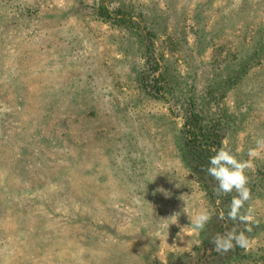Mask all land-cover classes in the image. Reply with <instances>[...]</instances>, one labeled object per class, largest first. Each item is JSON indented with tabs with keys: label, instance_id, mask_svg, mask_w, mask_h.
Instances as JSON below:
<instances>
[{
	"label": "rangeland",
	"instance_id": "rangeland-1",
	"mask_svg": "<svg viewBox=\"0 0 264 264\" xmlns=\"http://www.w3.org/2000/svg\"><path fill=\"white\" fill-rule=\"evenodd\" d=\"M0 264H264V0H0Z\"/></svg>",
	"mask_w": 264,
	"mask_h": 264
},
{
	"label": "trees",
	"instance_id": "trees-1",
	"mask_svg": "<svg viewBox=\"0 0 264 264\" xmlns=\"http://www.w3.org/2000/svg\"><path fill=\"white\" fill-rule=\"evenodd\" d=\"M156 85L158 88L161 87V83L158 81H156ZM183 119L182 131L186 139L185 151L189 160L199 168L200 174H208L209 177L203 175L202 180L207 181V178L213 181L212 185L215 186V181L219 182L223 178V175L226 174V171L224 174L223 171L228 166L223 129L219 125L206 121L204 114L193 105L184 111ZM235 230L239 231V236L237 239L232 237L234 245L231 247L237 249L243 243L245 229L242 227Z\"/></svg>",
	"mask_w": 264,
	"mask_h": 264
}]
</instances>
